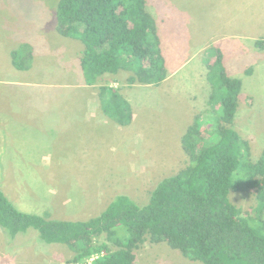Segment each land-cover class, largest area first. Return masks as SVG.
<instances>
[{
  "label": "rangeland",
  "instance_id": "374dc122",
  "mask_svg": "<svg viewBox=\"0 0 264 264\" xmlns=\"http://www.w3.org/2000/svg\"><path fill=\"white\" fill-rule=\"evenodd\" d=\"M59 2L0 0V77L10 72L24 78L27 75L25 70L9 69L11 51L24 42H39L40 45L33 62L35 68L32 69H36L38 78L30 80L31 84H23L24 92L22 88L12 86H21L18 81L7 79L5 83H0V86L5 85L0 90V114L15 98H18V103L33 100L61 103L68 94L78 92L65 91L69 89L65 85L74 83L76 79L79 81L82 73V67L81 72L75 68L73 55L67 49L68 46L70 51L71 47L78 48L77 41L81 46L83 44L78 39L65 42V37L57 31ZM147 8L154 15L162 33L164 56L171 77L167 82L141 85L132 90L137 115L133 128L139 129L138 133H133V156L130 151L127 153L133 165L126 164L120 168V173L99 175L51 174L49 171H57L60 167L57 169L46 165L43 169L47 173H0V188L22 209L31 205L48 218L90 219L99 215L118 195H128L139 204L147 203L159 181L187 165L188 155L178 145L180 137L197 120H203L204 133V127L208 126L206 111L215 110L208 102L211 87L209 92L207 87L208 94L205 90V85L209 83L206 80L209 59L216 56L223 46H254L252 37L256 34H259L258 38L262 34L258 43L264 48V0H147ZM248 52L246 60L250 61ZM67 71H71L70 76L74 78L67 79ZM127 75L119 76L122 83L126 82ZM245 79V94H248L249 88L256 91V86H264L260 79L261 85L253 78ZM3 80L5 78H0V82ZM89 89L91 91L78 94L81 101L91 98L95 87ZM15 103L13 111L20 114L22 111L17 109L18 104ZM246 104L251 106L253 103L249 99L243 100L234 128L250 141L252 159L256 161L264 151V111L260 110V97L256 98L251 108L253 125L242 126L240 120L246 119L243 111ZM58 141L57 136L53 137V141L41 137L36 145L40 158L49 154L53 166L62 159L63 148ZM52 143L54 151H51ZM115 145L112 152L118 153L120 149ZM9 152L13 150L3 147L1 162L12 160ZM90 197L93 198L91 201L94 200L92 205L89 204ZM231 199L237 206L250 212L257 204L254 191L232 192ZM82 202H86V207ZM104 240L105 235L98 238V242ZM74 255V251L65 244H48L39 240L38 232L34 229L13 238L0 226V264H86L90 259L69 263ZM136 255V264H203L185 257L180 250L173 249L167 243L146 242L136 250Z\"/></svg>",
  "mask_w": 264,
  "mask_h": 264
},
{
  "label": "trees",
  "instance_id": "16d2710c",
  "mask_svg": "<svg viewBox=\"0 0 264 264\" xmlns=\"http://www.w3.org/2000/svg\"><path fill=\"white\" fill-rule=\"evenodd\" d=\"M56 28L82 42L85 82L97 86L103 111L121 124L132 121L131 105L102 79L127 72L129 85H158L168 77L147 0H60ZM11 56L28 70L34 48L22 43ZM207 74L215 109L206 111L208 126L203 133L196 119L188 127L181 139L187 165L159 181L147 203L118 195L95 217L60 220L20 210L0 188V226L13 238L34 229L39 240L67 245L75 253L69 263L99 255L93 264H136V250L150 242L203 264H264V151L254 161L250 141L234 128L242 80L229 75L221 54ZM236 191L255 192L253 211L232 201Z\"/></svg>",
  "mask_w": 264,
  "mask_h": 264
},
{
  "label": "crops",
  "instance_id": "0c3cea01",
  "mask_svg": "<svg viewBox=\"0 0 264 264\" xmlns=\"http://www.w3.org/2000/svg\"><path fill=\"white\" fill-rule=\"evenodd\" d=\"M158 31L161 37L162 49L164 53L163 36L159 26ZM258 35L259 34H256V36L252 37V40L255 42L254 46L245 47L240 44H235L229 47L223 46L221 50L218 49L216 56H212L209 59L210 65H212L214 64L218 55L221 54L223 57L224 65L229 75L231 77L240 78L243 82L242 90L240 93V96L243 95V97L239 99L238 110L240 112L241 103L245 99H249L253 104L251 106H249V104H246L244 106L243 111L245 112L244 116L246 117V119L240 120V124H242V126L253 125L251 121V118L253 117V110H251V108L253 107V105H255L256 98L260 97V102H262L260 110L264 111V86L261 85V82L264 85V48L258 43V41L262 38V34L259 36L261 38H258ZM72 40L77 39L65 37V42H74ZM29 44H31L34 48L35 59V56H37L40 50L39 42H33ZM77 44L78 48H75V46L71 47L70 51V47L68 46L67 50L73 55L75 68L81 72V66L79 67V56L84 49V45L81 46L78 41ZM75 49L77 50L75 51ZM246 50L249 51L248 54H250V61L246 60ZM8 62H10V70L14 71L18 69L13 64V59L12 61L8 60ZM34 68L32 64V66L28 70H23L24 72H27V75H25L24 78L18 76L16 77V75L8 72L7 75L4 74L5 77H0L5 78V80L1 81L0 83H5L7 79H10L11 81H18V84H20L21 86L14 84H12V86L22 88V92H24L23 84H31L32 81L30 80L38 78V76L35 75L36 69L34 71L32 70ZM70 74H72L71 71L66 72L67 79H69L70 77L74 78V76H70ZM125 74H127V72H121L118 75H106L104 79H102V82L109 84L115 89H118L124 96V98L130 103L133 118L132 121L128 124H121L117 122L115 119L109 117L103 111L98 97L97 86H94L95 89L91 98L85 101L80 100L81 98L78 94L81 95L82 93L87 92V90L91 91L89 87H92L86 84L83 69L82 73H80L79 81H77L76 79L74 83L65 85V88H69L65 90L66 93L71 91L78 92H75V94L73 93L74 95L72 93L68 94V96L65 98V101L61 103H54L53 101L38 102L34 100L28 103H18V98H15L16 103L15 101H10L12 103H8L5 109H3L2 114H0V152H2L3 147L4 149L7 148L11 151L13 150L12 153L9 152V156H12V160L10 162L6 161V163L5 161H0V173H47L45 169H43V166L45 165L48 167H56L57 169L58 167H60V169H58L57 171H49V173L51 174L63 173L77 175H99L116 172L120 173V168L124 167L126 164H130L127 153L128 151H130V155L133 156L134 150L131 149L133 148V133H138L139 131V129L133 128L136 124L137 115H135L134 112L132 90L134 87L143 85H129L126 82L122 83V80L119 78V76H125ZM170 77L171 76L169 74L162 83L167 82ZM245 78H253L254 80L259 82L261 87L256 86V91H253L249 88L248 94H245V85L247 81ZM259 79L261 80V82L259 81ZM3 86L5 85L0 86V90ZM207 87L209 92L211 87L209 83L208 86L205 85L206 92ZM39 94H43V92ZM13 102L15 104H18L17 109L22 111L20 114H17L13 111ZM57 111H60V113H58ZM239 112H237V114H240ZM238 118L239 117L236 116L235 122L238 120ZM55 136L58 137V142L61 143V147L63 149L61 153L62 159H59L56 162V165L53 166V161L49 159V154H44L43 157L40 158V155L37 154L38 150L36 145L38 144L41 137H48L53 141V137ZM181 139L182 137H180V140H178V145L182 148ZM109 140L114 141L111 142ZM114 143H116L115 146L120 149L118 153L112 152ZM8 144H11L12 146H9ZM53 145L54 143H52L51 151H54ZM115 148L116 147H114V149ZM109 150L112 153H110ZM165 151L168 150L165 149ZM166 156L167 155L165 154L164 157ZM132 165L133 163L130 164V166ZM108 194L109 192L106 193L104 200L106 199V196ZM94 196L96 197V194ZM91 199L93 198L90 197L89 204L92 205L94 200L91 201ZM101 199L102 198H100L99 195V201H101ZM82 203L86 207V202ZM15 205L24 212L39 214V212L35 211V209L31 205H29L27 209H22L21 206L17 204ZM51 219L86 220L85 218L62 217H55Z\"/></svg>",
  "mask_w": 264,
  "mask_h": 264
},
{
  "label": "built area",
  "instance_id": "2783aa9c",
  "mask_svg": "<svg viewBox=\"0 0 264 264\" xmlns=\"http://www.w3.org/2000/svg\"><path fill=\"white\" fill-rule=\"evenodd\" d=\"M99 255H92L90 259L87 260L86 264H93V261L95 258H97ZM73 264V263H72Z\"/></svg>",
  "mask_w": 264,
  "mask_h": 264
}]
</instances>
